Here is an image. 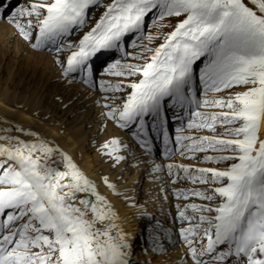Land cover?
Listing matches in <instances>:
<instances>
[{
    "label": "snow or ice",
    "instance_id": "6c2138e0",
    "mask_svg": "<svg viewBox=\"0 0 264 264\" xmlns=\"http://www.w3.org/2000/svg\"><path fill=\"white\" fill-rule=\"evenodd\" d=\"M8 8L0 3V15ZM166 18L175 24L161 23ZM9 22L33 49L54 51L64 74L84 73L85 83L99 54L123 51L128 37L133 46L146 40L139 53H125L143 63L105 69L137 79L102 84L112 95L101 115L149 152L159 138L165 156L224 165H166L173 184L205 186L173 189L206 202L177 205L191 264H264V0H33ZM153 26L172 29L155 47L161 33L145 32ZM14 131L30 138L0 128V264H131L129 234L96 182L37 132ZM129 147L114 136L99 151L119 164Z\"/></svg>",
    "mask_w": 264,
    "mask_h": 264
},
{
    "label": "bare ground",
    "instance_id": "6f19581e",
    "mask_svg": "<svg viewBox=\"0 0 264 264\" xmlns=\"http://www.w3.org/2000/svg\"><path fill=\"white\" fill-rule=\"evenodd\" d=\"M15 33L16 32L11 25L8 26L6 23L4 24L0 23V42H1L0 46L4 43H7L9 44V48L11 47L13 48L11 49V51L16 52L17 50H14V47H13L15 44L13 40V35ZM12 41L13 43L11 45ZM1 50H0V128L12 127L13 134L21 135L22 138H30V137H25L22 133H16L14 131L15 127L19 126L28 131H31L32 129L33 131H36L38 129V131H40L43 134L42 137L48 140L51 144L59 146L69 156H73L72 158L74 162L79 167H81V170L90 179L96 182L98 186V191L102 195H105L109 199V201L112 203V205L114 206L115 210L117 211L120 217V223L124 231L129 234V239L132 243V251L136 253L137 256H139L140 254H138L139 251L136 247L135 234H137L136 230L138 226L140 225L139 216L140 215L144 216V214L140 213L143 210L141 209V207H143L144 205H141L140 208L138 207L140 205H137V206L135 205L131 207L130 204L127 203L126 201L127 199L125 201L124 200L122 201L121 198L114 197L113 196L114 191L112 189H109L107 185H105L101 179V177L106 176L109 182L116 185L115 193L123 189V191H125L124 194H127L128 198H133L132 202H136V200L140 198L137 195V192H135L136 187L133 185V188L135 189V191H133V194H132L133 188L127 189V186L129 185H126V184L124 185L116 181V179L121 175V174L119 175V171H122L121 169H123L124 167L125 169H128L129 167L131 169L134 167H131L124 160V161H121L118 164V166H116L115 171L110 170L109 169L110 166L102 165V164H99V166L96 165L93 162L94 160H92V158L89 157V154L87 155V153H89L88 147L86 146L87 135H86V131H84L83 129V126L86 120L88 121L91 120L93 121V124L95 123L96 126L99 127L100 125L97 122V119L94 118V116L90 115L86 117L83 121H80V124L76 123L69 128L62 129L61 132H63V134H59L61 132L57 130L54 125H52L54 121L52 117L56 115L58 112L62 111L60 110L61 109L60 105L58 104L57 107L54 106L52 109L49 110L46 107V103L44 101H41L40 92H36L34 88H33L34 91H29L27 87H24V85H26L25 83H30V82H33L36 85H39L38 90L43 91L44 90L43 88L46 89L50 87V85L48 84L49 75L52 74V71L54 70L56 71L57 66L54 67L49 62L47 57L43 58L42 57L43 55H38V54H36L37 57L34 60L33 59L31 60L30 59L31 57L29 59L26 57L27 60L24 59V57H20V59L18 58L20 60L18 63V66L12 67L13 69L11 70L9 69V65L11 63L12 57L9 58L8 60H4L3 58L5 57L2 56ZM22 50H24V48ZM40 56L42 57L40 61L41 64L38 67L42 66L41 68H43L41 69L40 72L36 73L35 72L36 70H33L31 73H29L27 72L28 70H26L27 68L25 67H24L25 71H22V67L24 66V64L21 62L23 60L27 62V65L29 64L32 65L31 63H35L36 60H38L39 62ZM46 62H49L48 65L45 64ZM55 64L58 65V63L56 62ZM33 69H36V68L34 67ZM44 72H46L47 74H45ZM4 73H6V76H4ZM18 76H20L19 79L16 78ZM22 91H26V92H23L24 94L25 93L26 94L23 95ZM51 93H52V89H51ZM21 96H23L22 100H21L22 98ZM69 112L70 111L68 110L67 111L63 110V112L61 113L62 115H65ZM35 113L36 115H34ZM33 117H35L36 120ZM115 135L116 133L115 134L113 133V136ZM120 135L121 134H119L118 136ZM260 135L264 137V122L261 123ZM120 140L123 143H126V144L129 143L128 141H124L123 138H120ZM104 141H105L104 139H102L101 141H98L97 147H100L101 143H103ZM124 151L125 149H122L121 154H123ZM137 161H139L138 162L139 165L135 166V168L137 169H133L131 171V176L134 175L133 181L135 180V182H140V179L145 178L146 185L150 183L152 187V188H149V190L146 189L148 199L150 202L146 204V207L152 208L154 206H157L158 202L159 203L167 202L169 204L168 201H170L172 204V195L170 192V186H169L168 179L164 178L161 174L160 175H149V174L146 175V173H149V171L145 169L144 159L141 158V156H139ZM126 166L128 168H126ZM98 167L100 168L103 167L104 171L102 172L101 171L102 169H98ZM128 171L129 170L127 171L125 170V172H128ZM143 175H145V177H143ZM149 179H152V182L147 183V180ZM171 211H172V207H171ZM144 258H149V261L154 260V257L150 254H147ZM188 260L189 258L185 257V247L181 246L180 249H178V251L174 255L169 254V256L166 257V260H162V261H166V263L159 262V264H182L183 261L187 262V264L188 263L190 264Z\"/></svg>",
    "mask_w": 264,
    "mask_h": 264
},
{
    "label": "rangeland",
    "instance_id": "374dc122",
    "mask_svg": "<svg viewBox=\"0 0 264 264\" xmlns=\"http://www.w3.org/2000/svg\"><path fill=\"white\" fill-rule=\"evenodd\" d=\"M245 2L248 3V0H245ZM24 3H26V2H24ZM249 6H251V5L249 4ZM175 22H176L175 19L166 18L161 23H163L165 25H168L169 23H171V25H174ZM0 23L1 24L6 23L8 26H10V24L7 23L6 21L0 22ZM147 29H148L147 32H151L153 34H155L157 32L161 33L160 38L157 39V40H154L152 42V44L150 45L151 47H155L156 45H158L159 43L162 42L163 33H166V32H169V31L172 30L170 26L163 27V28H160V29H157L156 27L153 26V27H150V28H147ZM13 40L15 42L13 47H14V50H17L16 52L11 51V49H13V48L12 47L9 48V44H7V43H4V44H2L0 46V50L2 48V50H1L2 51V56L5 57V58H3L4 60H8L9 58L12 57L11 58V63L9 65V69L12 70L13 69L12 67L18 66V63L20 61L19 60L20 57H24V59H26V60H27V58L29 59L31 57L30 59L34 60L37 57L36 54L43 55L42 56L43 58L47 57L49 62L54 67H56V64L54 62V59H53L52 55L47 54L45 52L36 51V50L32 49L29 46V44L26 43L25 41H23L22 39H20L16 33L13 35ZM12 43H13V41L11 42V45H12ZM146 43H148V42L145 41L144 43H140V45L146 44ZM23 48H24V50H22ZM140 51H141V47H140V50L136 51V53H139ZM13 52H14V54H13ZM42 57L40 56L39 62H38V60H36L35 63H31L32 65H30V64L27 65V62H25L22 59L24 61V62L23 61L21 62V63L24 64V66L22 67V71H25L24 69L27 68L26 70H28L27 72H29V73H31L33 70H36L35 71L36 73L40 72L41 69H43V68H41L42 66H40V67H38V66L41 64L40 61H41ZM37 59H39V58H37ZM49 62H46L45 64L48 65ZM136 62L137 63H143V61H140V60H136ZM25 65H27V66H25ZM34 67L36 69H33ZM44 73L47 74L46 72H44ZM4 76H6V73H4ZM16 78L19 79L20 76H18ZM125 80H127V79H125ZM25 84L26 85H24V87H27V89L29 91H34L33 90V88H34L36 92H40L41 93V101H44L46 103V107L49 110L52 109L54 106L57 107V105L59 104L60 108H61L60 110H62L61 112H63V110L64 111H67V110L70 111L69 113H67L65 115H62L61 112H58L56 115H54L52 117V119L54 120L52 125H54L56 127V129L59 130L60 132H61L62 129L69 128V127H71L72 125H74L76 123L80 124V121H83L86 117H88L90 115L94 116V118L97 119V122L100 125L99 127L96 126L95 123L93 124V121H91V120H89V121L86 120L87 123L85 122V124L83 126V129H84V131H86V135H87L86 146L88 147V151H89V153H87V155L89 154V157H91L92 160H94L93 162L96 165H98V166H99V164L107 165V166L111 167V168L109 167L110 170H114V171L116 170V166H118V164L114 163V161L110 160L107 156H104V155L101 154V152L99 151L100 147H97L98 141H101L102 139L108 140V139L114 137L113 133L114 134L116 133L115 137H118L119 139L123 138L124 141H128L129 139H128L126 133H124L123 131H121L117 127H115V125L113 123H111L110 121L105 119V117H103L101 115V113L104 110L100 106L101 101H100L98 95H96L94 92H91V91L87 90L86 88L80 86L79 84L71 82L67 78L61 77L60 76V70L57 67H56V71L55 70L52 71V74L49 75V80H48V84L50 85L49 88H46V89L43 88L44 90L42 91V90H38L39 89V85H36L33 82L25 83ZM51 89H52V93H51ZM239 90H242V89L236 88V89H233L232 91H239ZM23 92H26V91H22V94L25 95L26 93L24 94ZM221 95L226 96V95H228V92L227 91L223 92V93H221ZM21 97H22L21 98V100H22L23 96H21ZM98 101H99V103H98ZM217 110L221 111V109H217ZM224 110H226V109H224ZM34 115H36V113ZM33 118L36 120L35 117H33ZM31 131H33V129ZM34 132H37L40 136L43 135L40 131H38V129L36 131H34ZM222 133H223V128H218L217 129V134H222ZM59 134H63V132H61ZM119 134H121V135L118 136ZM71 157H73V156H71ZM223 166L224 165L221 163V164H218V165H209V164H207L205 166L204 165L203 166L200 165L199 167H223ZM126 168H128V167L126 166ZM80 169H81V167H80ZM98 169H102L101 170L102 172L104 171L103 167H101V168L98 167ZM133 169H137V168L134 167V168L130 169V167H129L128 169H125V167H124L123 169H121L123 172L119 171V175L120 174L121 175L119 176L120 178L118 177L116 179V181H118L119 183H122L124 185L125 184L129 185V186H127V189L133 188V185L136 187V191H135L134 188L132 189V194H133V191H135V192H137V195L140 197L138 200H136V206L138 205V203L147 204L149 202V199H148V195H147L146 189L149 190V188H152V187H151V185H150V183L148 181H147V183H149V184L146 185V181H145L146 179L145 178L140 179L141 183L140 182H135V180L133 181L134 175L131 176V171ZM125 170L126 171L129 170V171L125 172ZM143 177H145V175H143ZM116 181H114V182H116ZM144 187H146V188H144ZM121 191L120 190L118 191V193H120L121 195H116V194H114L115 192H113V196L121 198L122 201L123 200L125 201L127 199L126 201H127V203L130 204L131 207L135 206L134 203L132 204L133 198H128L127 194H124L125 191H123V189ZM168 202H169V204L171 206V202L170 201H168ZM157 204H159V202ZM170 206L168 208H170V210H171ZM165 208H167V207H165ZM139 226H138V228H139ZM138 228H137L136 231H138ZM180 247H176L172 251L170 249L169 252H167V254L161 255V256H159L157 258V260L154 259L153 261L156 262V263H159V262H165L166 263V261H162V260H166V257H168L169 254L170 255H172V254L174 255L178 251V249H180ZM182 264H187V262L183 261Z\"/></svg>",
    "mask_w": 264,
    "mask_h": 264
}]
</instances>
